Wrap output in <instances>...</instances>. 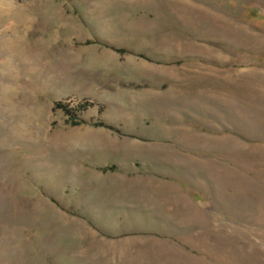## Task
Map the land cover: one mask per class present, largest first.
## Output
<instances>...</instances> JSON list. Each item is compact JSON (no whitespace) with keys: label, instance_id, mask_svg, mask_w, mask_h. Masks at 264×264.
Masks as SVG:
<instances>
[{"label":"rangeland","instance_id":"obj_1","mask_svg":"<svg viewBox=\"0 0 264 264\" xmlns=\"http://www.w3.org/2000/svg\"><path fill=\"white\" fill-rule=\"evenodd\" d=\"M0 264H264V0H0Z\"/></svg>","mask_w":264,"mask_h":264}]
</instances>
